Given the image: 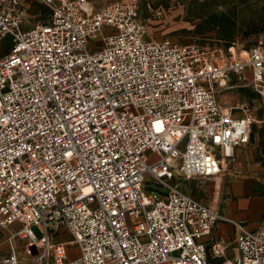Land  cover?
Here are the masks:
<instances>
[{"label": "built area", "instance_id": "built-area-1", "mask_svg": "<svg viewBox=\"0 0 264 264\" xmlns=\"http://www.w3.org/2000/svg\"><path fill=\"white\" fill-rule=\"evenodd\" d=\"M39 1L22 28L21 0H0L12 43L0 57V230L20 223L0 264H21L16 237L29 264H264V215L256 229L234 221L235 253L215 241L209 256L204 237L227 218L170 183L244 175L235 149L255 116L217 94L246 88L264 103V42L239 52L155 38L139 0ZM61 229L72 259L53 240Z\"/></svg>", "mask_w": 264, "mask_h": 264}, {"label": "rangeland", "instance_id": "rangeland-1", "mask_svg": "<svg viewBox=\"0 0 264 264\" xmlns=\"http://www.w3.org/2000/svg\"><path fill=\"white\" fill-rule=\"evenodd\" d=\"M108 1L93 0L97 8ZM202 2H206V4L201 5ZM212 13H225L232 18L235 36L230 45H233L237 51H243V49L259 40L264 42V30L251 35L247 34L257 29H264V0H139L138 15L144 20L148 34L153 35L155 38L168 37L177 42H196L226 50L227 47H225L224 41L217 38V27L205 33H198L195 30L200 19ZM38 18L39 16H34V18L29 20L36 22ZM26 26L28 24L24 23L22 28H26ZM104 32L107 33L106 29ZM11 44L10 35L0 40V57L8 53ZM88 44L95 46L99 44V39L89 40ZM217 96L223 103L235 104L240 101H246L252 107L256 121L252 127L253 133L248 148L250 151H253L258 144L260 135H264L263 101L246 88L222 90ZM226 175L227 173L222 177L225 184L222 186L224 190H227L230 184L233 185L232 182L228 181V176ZM170 183H178L183 191L191 194L203 203L212 206L216 205L217 193H214V191L219 184L215 181V178L184 179L182 177H174ZM258 185L261 186L262 184L258 183ZM151 188H156V185L152 179L147 178L146 190L149 191ZM218 202L219 204L221 203L220 199ZM19 228L20 223L16 221L8 229L0 230V240L6 239L7 235L15 234ZM31 228L37 236L40 235V231L35 225ZM53 240L65 241V252L68 259L79 255L78 245L71 241V237L66 230L61 229L59 234L53 237ZM13 242L20 263L29 264V255L25 252L24 240L16 237L13 239ZM232 250L233 248L228 251L231 253L235 251ZM0 251H8V242L6 240L0 244Z\"/></svg>", "mask_w": 264, "mask_h": 264}, {"label": "crops", "instance_id": "crops-1", "mask_svg": "<svg viewBox=\"0 0 264 264\" xmlns=\"http://www.w3.org/2000/svg\"><path fill=\"white\" fill-rule=\"evenodd\" d=\"M21 2L25 7V24L30 26L35 22L29 19L39 16V20L45 7L39 0H21ZM248 145L235 149L237 162L234 167L236 171H242L244 175L233 176L230 180L233 185L229 182L230 187L227 190L222 189L225 184L221 177V183L216 187L215 191L213 190L214 193H217V200L215 206H210L227 219L218 220L213 226L211 233L204 237L209 256H211L210 247L215 241L228 245L224 256L228 257L235 253L236 248L233 241L236 234V226L234 221L241 222L247 229H256L264 215V166L256 158L257 146L253 151H250ZM254 173H257V177L254 176ZM258 183L262 185L260 186ZM259 191L262 194H259ZM219 199L221 201L220 204L218 202ZM222 204L223 206H221ZM232 248L235 251L232 250L233 252L231 253L228 250ZM222 259L223 257H210V261L213 264L220 262Z\"/></svg>", "mask_w": 264, "mask_h": 264}, {"label": "trees", "instance_id": "trees-1", "mask_svg": "<svg viewBox=\"0 0 264 264\" xmlns=\"http://www.w3.org/2000/svg\"><path fill=\"white\" fill-rule=\"evenodd\" d=\"M206 2H202L201 5H205ZM218 28V36L217 38L222 39L225 43V47H228L231 42L234 40V29H233V20L232 18L225 13H212L207 16H204L200 19V21L196 25V32L205 33L214 28ZM264 29H257L255 31H251L247 33L249 35L255 34L263 31ZM253 133V132H252ZM252 136V134H251ZM256 158L261 162L264 166V135H260L258 145H257V153ZM259 194L262 192L259 191Z\"/></svg>", "mask_w": 264, "mask_h": 264}, {"label": "bare ground", "instance_id": "bare-ground-1", "mask_svg": "<svg viewBox=\"0 0 264 264\" xmlns=\"http://www.w3.org/2000/svg\"><path fill=\"white\" fill-rule=\"evenodd\" d=\"M215 181H217L218 184H220L221 178L219 176L218 177H215Z\"/></svg>", "mask_w": 264, "mask_h": 264}]
</instances>
